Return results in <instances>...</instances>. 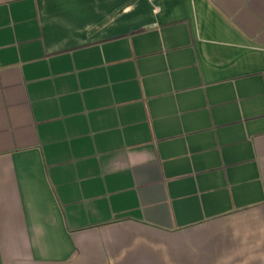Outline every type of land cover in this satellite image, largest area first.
I'll list each match as a JSON object with an SVG mask.
<instances>
[{"label":"crops","instance_id":"obj_1","mask_svg":"<svg viewBox=\"0 0 264 264\" xmlns=\"http://www.w3.org/2000/svg\"><path fill=\"white\" fill-rule=\"evenodd\" d=\"M0 264H264V0H0Z\"/></svg>","mask_w":264,"mask_h":264}]
</instances>
